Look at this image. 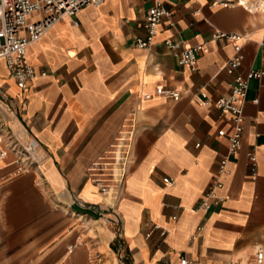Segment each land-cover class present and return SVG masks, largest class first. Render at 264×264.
Masks as SVG:
<instances>
[{
	"label": "crops",
	"instance_id": "crops-1",
	"mask_svg": "<svg viewBox=\"0 0 264 264\" xmlns=\"http://www.w3.org/2000/svg\"><path fill=\"white\" fill-rule=\"evenodd\" d=\"M228 1H165L173 25L163 18L149 48L133 40L145 35L144 15L154 0L89 4L78 24L64 17L28 46L30 64L46 74L26 90L0 59V123L45 153L39 170L24 173L16 172L12 153L0 159V264H163L179 254L192 264H228L264 249V74L248 84L241 149L229 157L218 190L223 203L194 209L227 153L226 137L216 132L231 131L215 107L198 100L201 92L226 95L232 80L225 68L232 45L212 35L240 34L239 72L264 70V0H241L245 7ZM169 38L207 46L194 71L166 48ZM157 87L179 90L180 98L156 94ZM129 124L127 172L107 204L88 170ZM249 148L257 158L254 179Z\"/></svg>",
	"mask_w": 264,
	"mask_h": 264
},
{
	"label": "built area",
	"instance_id": "built-area-1",
	"mask_svg": "<svg viewBox=\"0 0 264 264\" xmlns=\"http://www.w3.org/2000/svg\"><path fill=\"white\" fill-rule=\"evenodd\" d=\"M104 0H0V59L5 61V66L10 78L20 90H26L29 83L37 76H44L45 71L36 72L27 57V48L41 38L58 21L64 17H71L74 24H78L76 19L80 10L89 5L101 4ZM165 1L174 0H154L147 9L143 28L145 35L136 37L133 45L138 48H149L158 32V25L163 18L169 19L172 26L171 10L165 6ZM211 5L228 6V0H206ZM241 4V0H237ZM244 7L245 5L242 4ZM241 35L234 32L216 31L212 38L214 40L223 39L231 43L233 54L226 63V71L232 75L229 83V90L226 95L211 99L205 93H200L199 102L204 106H213L219 111L220 117L229 121L231 131L227 133L223 128L216 132L219 137H226L228 141L227 153L219 160L216 168V177L205 193L196 204L195 210L210 211L214 207L221 206L224 197L218 193L224 183L223 177L228 175L230 169L228 160L239 152L242 145L243 132V106L246 100L248 84L251 79H261L263 69H251L246 74L239 72L241 65ZM164 45L176 58L180 65L187 66L191 71L196 69L198 55L207 51L204 43L195 46L183 44L181 41L172 39L164 40ZM259 46L264 50V27L262 29ZM155 93L166 98L178 100L180 91L176 89L157 87ZM2 99L7 100V96L2 94ZM150 94H144V99L150 98ZM257 98L252 102L256 103ZM13 112V110H11ZM134 134L132 124L125 125L115 137L110 149L98 162L88 170V176L97 188V192L106 199L107 204L114 200L118 194L122 180L127 172L129 164L130 147ZM12 153L14 158L11 163L16 165L17 173L31 172L40 169L45 153L42 148L30 140H20L9 125L0 123V159ZM250 177L256 178L257 158L254 148H249L246 152ZM41 173V171H40ZM44 178V176L42 175ZM45 179V178H44ZM164 183H170L169 178H163ZM175 218V217H173ZM118 221V220H117ZM154 229H158L161 235L166 234V230L154 224ZM150 234L147 233L146 236ZM264 249L257 248L252 260H231L228 264H263ZM163 264H192L185 255L179 254L175 261L166 260Z\"/></svg>",
	"mask_w": 264,
	"mask_h": 264
},
{
	"label": "bare ground",
	"instance_id": "bare-ground-1",
	"mask_svg": "<svg viewBox=\"0 0 264 264\" xmlns=\"http://www.w3.org/2000/svg\"><path fill=\"white\" fill-rule=\"evenodd\" d=\"M241 4H246V2L245 1H242V3Z\"/></svg>",
	"mask_w": 264,
	"mask_h": 264
}]
</instances>
